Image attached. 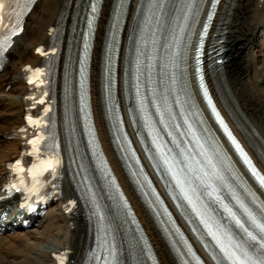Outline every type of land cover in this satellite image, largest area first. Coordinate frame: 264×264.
Masks as SVG:
<instances>
[{"label":"bare ground","instance_id":"1","mask_svg":"<svg viewBox=\"0 0 264 264\" xmlns=\"http://www.w3.org/2000/svg\"><path fill=\"white\" fill-rule=\"evenodd\" d=\"M209 3L210 0H102L98 10L97 29L86 82L90 101L89 113L97 136L92 126L86 121V111L83 110L81 117L76 108L72 124H70L72 134L68 142L74 149L73 153L80 149L82 162L90 167L96 178L95 191L104 197L105 207L101 213L108 219L104 222L105 228H110L112 232L111 236L109 233L107 236L113 238L116 234L120 245L128 250L129 238L124 235L125 229L122 226L127 216L125 213H119L123 206L122 200L118 196H113L112 200L111 196L108 197V189L104 180L108 170L104 164H107L109 171L117 179L114 193L122 195L128 201L129 206L131 205L151 245L147 243L150 249L149 256L156 257L153 263L147 259L144 264L189 263L176 231L163 216L159 203L135 164L133 154L131 159L127 144L124 141L122 144L114 142L115 136L112 128L121 134L119 119L132 142L133 152L137 154L140 164L164 202H167L166 205L174 215L177 224L198 253L203 256L206 264H213L186 223L185 219H189L188 214L178 213L159 181L154 166L147 160V155L138 139L139 134L146 150L145 133L149 137L158 138L165 147L170 148L165 129L158 124L157 119L154 122L152 99L154 97L162 107L168 106V111L172 113V119L168 116V121L163 120L166 128L172 130V121L177 115H180L178 126H183L188 116L182 112L177 96L190 97L193 95L192 99L196 98L195 87L192 86L194 81L191 77L192 72H188V79H173L168 81L167 85L168 79L163 78V75H158L156 68L153 69V73H149L146 69H136L135 65V61L145 62L135 47H140L145 41L147 52L149 49H157L155 44L165 48L172 43L174 38L172 34L176 32L175 27L178 21L190 25L193 36L191 40H193ZM83 4L84 0H38L26 18L23 32L15 37V43L7 52L8 60L4 64V71L0 74V189L9 173V162L17 158L23 149L21 140L13 136V132L23 124L27 105L25 96L28 89L23 66L33 65V72L38 80L39 70L36 65L41 58L37 47L48 46L51 27L57 22L63 32L60 72L62 76L64 75L63 65L69 46L68 40L76 36L75 22L83 23ZM194 4H196L195 10L184 11L186 5ZM225 4L227 32L224 35L226 40L224 57L227 61L219 82L241 124L253 133L258 144L264 148V28L260 42L257 36V30L264 25V0H219L215 21ZM174 10L176 15L171 19L169 17L172 16ZM121 18L122 24L116 42V66L113 79L109 72L107 73V68L109 69L111 64L104 63V55L107 39L110 38L109 33L114 35L118 31V26L112 23ZM168 21L171 33L165 27ZM145 30H147V39L141 40L136 45V33L137 39H141L143 33H146ZM255 43L257 48L252 47ZM103 72H106L105 79ZM64 83L66 87V81ZM184 83H186L185 87ZM209 89L216 105L234 133L264 173V164L227 113L211 78H209ZM171 91H174L173 94ZM197 105L202 106L200 101ZM39 117L40 119L42 117L41 109ZM64 130L65 125L62 128L63 132ZM97 139L102 143L109 160L106 158L103 162L96 160L94 144ZM199 140L203 148L202 153L205 154L204 148L206 147L200 135ZM112 142L121 156H125L126 162L123 164L115 158L110 144ZM207 144L209 146V140ZM210 167L213 169L211 165ZM188 188L193 190L194 186L190 185ZM86 192L89 195L92 193L91 190ZM1 194L3 193L0 190ZM73 196L72 187L64 179L61 196L48 205L43 215L33 220L28 228L14 226L12 230L7 229L8 216L1 217V214L16 206L17 199L0 198V264H53L55 262L53 255L63 249L70 250L69 255L72 258L70 264H80L83 258L89 256L92 251L93 240L96 245L106 241L101 238L98 242V236H95L94 230L91 233L83 208H77L71 217L67 216L64 203ZM239 197L249 206L256 201L253 195L244 192H241ZM8 205H11V208H8ZM220 225H223V222ZM112 238L111 241L114 243L116 240ZM101 249L96 248L93 255H99ZM117 252L120 262L116 264H140L122 248H118ZM96 263L92 258L90 264Z\"/></svg>","mask_w":264,"mask_h":264},{"label":"rangeland","instance_id":"2","mask_svg":"<svg viewBox=\"0 0 264 264\" xmlns=\"http://www.w3.org/2000/svg\"><path fill=\"white\" fill-rule=\"evenodd\" d=\"M263 28H264V25H263V27H261V28H259V29L257 30V36L259 37L258 42H260L261 39H262L261 32H262V29H263ZM226 32H227V31H226ZM260 36H261V37H260ZM258 42H257V43H258ZM256 45H257V44L255 43V44L252 45V47H253V48H257ZM237 49H238V48H237ZM3 71H4V70H3ZM3 71H2V72H3ZM2 72H1L0 74H2Z\"/></svg>","mask_w":264,"mask_h":264},{"label":"snow or ice","instance_id":"3","mask_svg":"<svg viewBox=\"0 0 264 264\" xmlns=\"http://www.w3.org/2000/svg\"><path fill=\"white\" fill-rule=\"evenodd\" d=\"M0 6H2V5H0Z\"/></svg>","mask_w":264,"mask_h":264}]
</instances>
